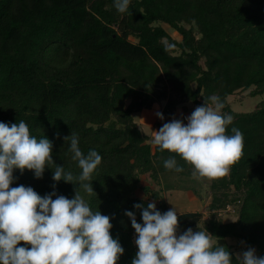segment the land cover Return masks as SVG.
I'll return each instance as SVG.
<instances>
[{"label": "trees", "instance_id": "obj_1", "mask_svg": "<svg viewBox=\"0 0 264 264\" xmlns=\"http://www.w3.org/2000/svg\"><path fill=\"white\" fill-rule=\"evenodd\" d=\"M242 91L262 96L252 111L232 110L228 98ZM213 95L233 117L226 134L233 127L243 134L242 155L210 195L209 217L177 214V235L208 232L239 264L227 239L264 256V0H130L124 13L115 0H0V122L22 120L38 141L49 139L53 169L58 164L74 176L82 170L64 137L73 132L85 156L101 155L90 181L96 194H81L93 212L111 218V235L124 248L117 264H132L138 251L126 211L141 224L136 204L155 202L167 212L161 172L188 178L194 170L154 145L134 115L162 104L157 112L166 122L179 107L201 106ZM170 157L182 172L164 167ZM13 175L11 187L74 198L75 185L54 181L51 168L39 179L27 169ZM143 176L157 188L141 184ZM228 207L234 220L221 217Z\"/></svg>", "mask_w": 264, "mask_h": 264}, {"label": "clouds", "instance_id": "obj_2", "mask_svg": "<svg viewBox=\"0 0 264 264\" xmlns=\"http://www.w3.org/2000/svg\"><path fill=\"white\" fill-rule=\"evenodd\" d=\"M129 3L130 0H115V7L124 13ZM170 47L166 46V50ZM204 101L184 118L187 124L173 118L153 131L152 143L191 165L194 179L215 180L226 175L242 155L243 134L235 127L232 135L226 134L233 117L222 114L224 105L219 97L213 95ZM156 115L164 119L162 113ZM64 140L65 144L70 142L71 158L82 170L79 175L74 176L58 164L53 169L52 142L47 138L38 141L24 121L11 126L0 122V264H117L124 254L118 238L111 235V218L99 210L93 212L81 194H96L90 181L101 164V155L90 150L85 156L73 132ZM46 167L53 170L54 181L75 185L74 198L56 192L41 197L32 187L22 184L11 187L15 169L21 174L26 169L32 171L39 179ZM164 167L176 172L184 170L173 157L164 161ZM134 207L142 209L143 223L137 222L132 211H126L137 234L134 242L138 251L132 264H232L230 251L225 246H215L208 232L189 228L177 235L176 208L162 214L155 202L146 208L141 204ZM21 242L31 247H21ZM236 258L239 264H264V256H257L252 247Z\"/></svg>", "mask_w": 264, "mask_h": 264}, {"label": "rangeland", "instance_id": "obj_3", "mask_svg": "<svg viewBox=\"0 0 264 264\" xmlns=\"http://www.w3.org/2000/svg\"><path fill=\"white\" fill-rule=\"evenodd\" d=\"M163 27L176 39H180V36L177 32L171 30L168 25H163ZM133 40V39H132ZM262 96H251L248 94V91L237 92L233 96L228 98V102L232 108V110L236 112H249L252 111L261 101ZM162 104H159L161 106ZM159 106L155 105L151 112H143L136 113L134 115L136 121L140 125V128L147 134H149L153 138V131L159 130L164 123L170 122V120L166 122H161L160 118L156 115L157 110H159ZM187 109L179 107L180 113L177 119L183 120L185 124H187V120L184 119V113L189 112V108L193 109L196 106L192 104L186 105ZM177 111V110H176ZM190 115V114H189ZM171 119V118H170ZM160 121L159 124L156 122ZM150 124L152 128H149L148 125L143 126V124ZM190 177V178H189ZM187 177L183 175L176 174H168L166 172H161V181H162V191H161V199L164 200L169 206V210L176 208L177 214L184 212H194L199 211L202 212L205 219H207L210 215V212L207 208V202L209 201L210 195L214 192V190H220V185L226 184L225 175L216 180H198L192 177V174ZM216 181L217 188L212 187V183ZM141 184L148 185L153 188H157L153 180L150 178L142 177ZM215 184V183H214ZM221 217L224 220L231 221L234 220L235 217L229 212V209H226L221 213ZM229 244L234 246V251L236 255L238 253H242L245 251L244 245L235 240L227 239ZM214 243L215 240L212 239ZM239 244V245H238Z\"/></svg>", "mask_w": 264, "mask_h": 264}, {"label": "crops", "instance_id": "obj_4", "mask_svg": "<svg viewBox=\"0 0 264 264\" xmlns=\"http://www.w3.org/2000/svg\"><path fill=\"white\" fill-rule=\"evenodd\" d=\"M179 110H180V109H177V111H176L175 114L172 116V118L169 119L170 122L172 121L173 118L177 119V117H179V116H178L179 113H180ZM194 110H195V108H193V109H190V108H189V112H190V113H188V112L184 113V116H182V118H183V117H187V116H189V114L191 115V113H192ZM145 125H148L149 128H152V125H150V124H148V123H147V124H143L144 127H145ZM154 131H156V130H154ZM148 135H149V134H148Z\"/></svg>", "mask_w": 264, "mask_h": 264}, {"label": "built area", "instance_id": "obj_5", "mask_svg": "<svg viewBox=\"0 0 264 264\" xmlns=\"http://www.w3.org/2000/svg\"><path fill=\"white\" fill-rule=\"evenodd\" d=\"M227 209H230L229 207Z\"/></svg>", "mask_w": 264, "mask_h": 264}]
</instances>
